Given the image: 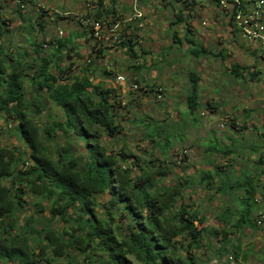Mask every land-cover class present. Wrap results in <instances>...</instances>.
<instances>
[{"label":"trees","instance_id":"16d2710c","mask_svg":"<svg viewBox=\"0 0 264 264\" xmlns=\"http://www.w3.org/2000/svg\"><path fill=\"white\" fill-rule=\"evenodd\" d=\"M157 1L170 4L172 10L175 4L187 6L182 0ZM213 3L218 5V0ZM105 8L98 0L94 18L110 11ZM15 10L20 12L19 7ZM177 11L174 22L185 19V10ZM42 17L39 14L36 21ZM28 24L31 32L34 25ZM39 26L44 23L39 21ZM7 31L0 16V37ZM91 31L92 26L83 31L90 58L80 73L68 72L67 79L63 74L70 68L63 61L69 50L82 57L74 40H32V54L23 51L22 59L0 44V115L15 121L13 131L26 149L0 144V264H198L196 251L203 246L204 231L219 237L215 260L230 264L226 252L234 231L202 225L199 208L185 201L188 192L201 188L210 191L208 196L216 195L220 184L211 170L223 166L205 159L213 168L201 169L197 178L184 169L175 170L170 152L174 134L148 117L139 137L147 148L120 134L121 99L125 106L135 107V96L130 91L120 94L112 68L100 66V78L92 77L96 59L105 54L103 47L95 50L100 43L92 41ZM131 43L128 38L119 44L135 57ZM189 49L195 57L207 51L202 45ZM231 72L235 78L243 77L238 63ZM198 80L199 75L188 73L190 110L197 106ZM145 86L147 94L156 91L155 84ZM48 102L58 112H48L42 119ZM245 174L247 192H252L254 184ZM233 215L230 221L226 213L216 219L223 227L246 226ZM236 254L234 250L230 257L236 259Z\"/></svg>","mask_w":264,"mask_h":264},{"label":"rangeland","instance_id":"374dc122","mask_svg":"<svg viewBox=\"0 0 264 264\" xmlns=\"http://www.w3.org/2000/svg\"><path fill=\"white\" fill-rule=\"evenodd\" d=\"M33 1L34 0H0V16L1 19L4 20L5 28L8 29L5 35L0 37V44L3 45V48H6L7 51H11L12 53L16 51L15 54L22 59L23 51L27 52L28 56L32 54V40L47 42L53 37H67L69 40H74V45L77 46V50L82 57L77 58L74 50H69V53L64 58L63 62L64 65L69 66L70 71L68 69L65 70L63 76L64 78L66 76L65 79H67L68 72L80 73L85 61H88L90 58L88 55L89 46H86L85 39L83 38V31L85 28L89 29V27L92 26V20L94 18L93 14L96 10V2L98 0H46L47 2H42L43 0H35L36 5L37 2L38 5H40L37 7H35ZM141 1L146 3L144 6L150 5L155 12L157 8L155 5L157 4V6H160L162 9L172 8L170 4L165 6L156 0H149L150 2H147L148 0ZM207 2L211 3L214 2V0H207ZM18 3H20L19 6L17 5ZM120 3H124L123 0H102V9L105 10V7H108V10H110L108 16H111L112 9H118ZM17 7L20 8L19 13L15 10ZM54 7L55 10L52 9ZM177 7L185 10L183 13L185 19L175 22V26H172L171 28L172 31H175L177 36L182 32V27H179V23L183 22L185 25L184 27L189 28L191 22L200 20V18L205 17V14L207 13L204 6L200 10H197L196 8L195 10H192L191 7L182 4L181 6L177 5ZM35 8H38V11L34 12L33 10ZM62 9L67 10V12L60 13L63 11ZM162 9L158 8L156 20H161L163 15L167 16L162 12ZM201 10H204L203 16L200 14ZM122 11L123 10H121V12ZM154 11L152 13H154ZM117 12L118 13L114 14V18L122 20V13H120V11ZM28 14L30 16L27 17ZM39 14H42L43 20L38 19V21H36ZM57 19L61 20V22H58ZM158 20L153 23V25L158 26L157 30L155 29V31H153V36L151 35L150 37L147 35V37H149L148 40L145 39V41H143V38L141 37L140 40L133 39L134 41H131V47L135 52V55L133 56L135 57H130L126 48L121 52V55L119 54L120 52L117 51V47L121 46L118 39H116L117 36L121 34V23H119V26L114 32L116 38H112V41L111 39L103 40L100 44L99 47L104 48L103 52L105 56L101 54L100 57L96 59V71L92 77L95 78L96 81L100 78V66L112 68L113 72H115L114 75L117 74V69L119 72L121 71L120 73L125 75L126 80L121 83L113 81V84L122 96L129 91L132 96H135L134 103H132L135 107H131V104L125 106V100L121 99L120 105L123 108L118 111L121 115L120 134H123L126 139L131 140L136 138L140 148H147L149 144L142 141V139H139L140 131L143 129L141 125L146 122L144 118L148 117V119L154 123L162 122L157 126L163 129H168L175 136L170 148V152H173L174 156V169H184L197 178L199 177L200 170L207 167V160L205 159H214L216 162L220 160L224 161L228 160L227 157L229 155L230 157H233L232 161L236 162L238 158L245 156L247 153L249 154L250 150H247L248 152L246 151L247 145H249L248 148L250 147L251 142L255 145L254 140L256 137L254 134H264V76L258 75V73L254 72L252 69L249 70L251 68L249 65L250 62L248 61V57L245 56V58L242 57L237 60V63H240L239 65H241V73L244 77L243 80L235 78L230 71L225 74H220L219 70V74L207 76L204 79L202 74L199 75V80L201 79L202 81V86L200 84L198 85L199 92L201 89L202 93L211 96L210 98L205 97L208 102H210L209 105L202 103L199 98L200 96L198 97L196 108L192 110L188 107L182 109L180 106L170 109L169 107H162L159 104H155L157 102L155 100L156 91L149 92V94H152L149 98L148 95L144 96L145 98L143 97L146 88L145 83L151 85L155 84L156 86L153 89H156L160 82L170 78L173 81L178 82V84H182V82H188V74L184 77L181 72H185L184 70L188 69L189 72L196 73L195 69H192V64L195 65L194 63L197 62L196 65L200 66L197 56L190 55L188 62L182 59V57L185 56L189 57L187 51L186 55L180 57L181 52H185L183 47L185 43H187L184 40V37L179 36L181 37V40L178 41L179 43L174 42L175 44L172 49L167 47L170 41L167 42V40H164V28H160L162 25L159 24ZM39 21L44 23L43 27L39 26ZM28 22L31 24L33 23L34 25L32 29H30L31 32H28V29L30 28ZM110 23H112V21H110ZM147 23L148 22L146 21V24ZM59 30L61 31L60 33L58 32ZM168 30L165 31V33L169 34L170 40V36L173 33L168 32ZM47 46V43H45L43 49L47 50ZM143 48L146 49V52L142 53L147 54H142V56L139 54L141 53L140 50ZM111 50H113V52ZM175 52V60L180 57L179 70L177 71L175 69L176 72L172 73L175 70L171 71V64L166 66V62ZM94 53L97 52H93V56L95 57L96 54ZM123 55L126 56L121 57ZM148 55H152L151 59H149ZM155 55H157L158 59L161 56H167L168 58H163V62H153L152 58H155ZM187 57H185V59H188ZM131 63L138 64L139 66L141 65V67L138 69H129L128 66L131 65ZM31 72L32 69H30L29 73ZM250 72H252V74L254 72V74L252 75ZM157 80L159 84L156 83ZM133 82L138 84V89L131 90L130 86ZM25 86L26 89L29 88L28 84ZM122 87H124V91L122 90ZM212 87L214 88L211 89ZM205 106L208 107L210 112L206 115H200L199 107H203V109L206 110L207 108ZM174 111L178 113L177 117ZM48 112L57 113L58 109L52 105L51 102H48L47 110L41 118L43 119ZM204 122H207L210 127L209 133L205 134V138L199 140V142L197 140L189 141L187 139V133L191 132L192 128H197L196 130L200 131L201 124ZM14 123L15 121L12 118L9 117L7 120H3L0 115V144L7 147L14 145L26 151L23 142L17 138L13 131ZM219 123H224V126L220 127ZM230 123L236 127H234V129L231 128V126L228 125ZM221 134H235L234 137H232L233 145L227 146L229 148L228 150L224 151L225 146H223V144L228 143V140H226ZM263 140L264 137H261L260 141H257V145L260 144L263 147ZM199 143L201 146L205 147L204 155H201V147L198 146ZM191 149H193L194 153L189 156L187 155V152L189 150L191 151ZM261 151L262 150L257 147V149H254L251 153L256 152L257 156L255 159H257L260 157ZM202 159L204 161L203 163H201ZM260 163L258 162L254 164V166L256 167L258 165V167H260ZM219 169L220 168H218L217 171L211 170V175L215 178L214 180H217V183L220 184L217 188L219 191L216 195H225V201H220L217 204L218 199L216 196L212 195L209 196L211 199L209 204L207 203V208L203 209V206L199 207V203L204 205L203 198H200L202 194L208 196L210 193V191L208 192L202 188L196 189V191L191 193L188 192L185 201L192 202L195 209L199 208L200 211L198 213L204 217V222L205 220L206 222L207 220L210 221H208V225L217 221L215 214L217 213L219 206L222 208H219V210L222 211L223 214H227L226 219L229 221L231 219L230 214H234L232 219L235 217V219L238 218L242 220L246 227L253 231L251 234H246L245 229H243L238 236V239L243 244L247 242V245H251L250 248L252 249V253L246 254V257L249 255V258L252 260L264 261V215H262L263 212L261 210V207H264V195L262 194L264 187H261L262 184H254V187H252L253 191L247 192L250 190V187L245 181V173H247L245 170L241 169L240 171H237L234 164L223 166L222 170ZM188 196L190 197L188 198ZM199 198L201 199V202L199 201ZM226 207L228 210L225 211ZM223 214L219 216L223 217ZM196 224L198 228L203 225ZM202 235L203 246L196 251L198 255V264H226V260L223 262L214 261L213 259L211 260L214 246L205 248L208 244L210 245L209 242L213 243V240L217 241L219 237H213L211 234L206 233V231H204ZM259 245H261V248L258 247ZM258 248L259 251L257 252L256 250ZM228 260L229 262H238L233 256L228 258ZM134 264L139 263L135 262Z\"/></svg>","mask_w":264,"mask_h":264},{"label":"crops","instance_id":"0c3cea01","mask_svg":"<svg viewBox=\"0 0 264 264\" xmlns=\"http://www.w3.org/2000/svg\"><path fill=\"white\" fill-rule=\"evenodd\" d=\"M46 0H43L42 2H45ZM137 1V2H136ZM157 1V0H156ZM35 3V0L33 1ZM47 2V1H46ZM124 3H120V6L118 9H113L115 13H118L117 11H120V13H122L123 16H125L128 12H131L133 7L135 5H138L137 7H139L143 13L145 14V20L148 22L144 27L137 33V37L143 38V41L148 40L149 37H147V35H149L151 37V35L153 36V31H155V29L157 30V25H153L154 22H156V17H157V10L158 8L162 9L160 6L155 5L156 7V12L153 10V8L149 5V6H144L146 3H143V1H139V0H123ZM147 2H150L149 0ZM41 3V2H40ZM40 6L37 5L35 3V7ZM173 10L171 8L169 9H162V12L165 13L167 16L163 15L160 19L158 20L159 24L162 25V27L160 28H164V40H167V42L170 41V43L168 44V48L172 49L173 45L178 41H175V31H172V26H175V21L176 20L174 13L179 9L177 7V4L173 5ZM206 8V14L205 17H201L200 20H195L193 22L190 23V27L189 28H185L183 22L179 23V27H182V32L179 34V36L184 37V40L187 42L185 43L183 49H184V53L181 52L180 57H182L183 55H186V51L189 53V57H187L188 59H185V57H182V59L184 61H187L190 59V52H189V48L190 47H194V46H204L206 48V52L200 54L197 59L200 62V66H197L196 63H194L195 65L192 64V69H195V72L197 75H203V79L206 78L207 76H213L214 74H219V70H220V74H225L227 72H231V68L233 64L237 63V60L241 59L242 57L245 58L248 57V61L250 62V69L249 70H253L254 72L258 73V75H262L264 76V56L262 55L261 51L259 50V48L256 45L253 44H248L247 42H245V40L243 39V37L241 36L237 26L233 23V21L230 19V17L223 11H221L220 7L218 5H215L214 3H210L207 1H197L195 3V5L190 6L192 8V10H195V8L197 10H200L202 7ZM151 7V8H149ZM149 8V9H148ZM55 10V7L52 8ZM63 11H61L60 13H65L67 12V10L62 9ZM121 10H123L121 12ZM205 10V9H204ZM203 10V11H204ZM34 12L38 11V8H35L33 10ZM154 11V13H152ZM202 10L200 11L202 14V16L204 15V12ZM156 13V14H155ZM147 14V15H146ZM53 19V18H51ZM60 19V18H58ZM57 19V20H58ZM205 21L206 24H201V21ZM58 22H61V20H58ZM169 29V30H168ZM168 32H172L173 34H171V39L169 40V34L165 33V31ZM177 35V34H176ZM178 37V40H181V37ZM173 37V38H172ZM132 42L135 40L130 39ZM175 42V43H174ZM115 50V49H114ZM123 50H125V45L124 46H119L117 47V51H119L118 53L121 55V52H123ZM113 52V50H111ZM141 53L139 55H142L144 53L142 52H146V49L143 48L142 50H140ZM108 54V53H107ZM106 54V56H107ZM147 54V53H145ZM144 54V55H145ZM168 55V54H167ZM176 52L170 56V58H167L169 60H167L166 62V66L170 65V70L174 71L175 69L178 71L179 70V58L176 59L175 57ZM126 55H123L121 57H124ZM143 56V55H142ZM178 56V54H177ZM193 56V55H191ZM120 57V58H121ZM149 59H151L152 55L149 56ZM166 57H159V59L157 58V55H155V58L153 59V62L155 61H160L163 62V58ZM165 60V59H164ZM174 62V63H172ZM194 62V61H193ZM199 64V63H198ZM240 64V63H238ZM176 70L172 73H175ZM117 73H120L118 71V69L116 70ZM185 72H181V74L185 77V75H187L189 73V70H184ZM259 71V72H258ZM242 72V69H241ZM255 73V74H256ZM153 75V74H152ZM253 75V74H252ZM210 78V77H209ZM239 78V77H238ZM240 79H244V77H240ZM110 80V79H108ZM158 83V80L157 82ZM159 84V83H158ZM198 84H200L202 86V81L201 79L198 80ZM160 87H161V97L159 99L155 100L157 101L155 104H159L162 107H169L170 109L172 108H177V107H181L182 109H185V107H187V102H186V97H187V93L189 91V83L188 82H182V84H178V82L173 81L171 78L164 80L162 82H160ZM202 88V87H201ZM214 87H212L211 89H213ZM122 90L124 91V87H122ZM148 95V98L150 95L152 94H147L145 93L143 95L146 96ZM199 98L202 101V103L204 104H208L210 102H208V100L205 98H210L211 96L205 93H202L201 89L199 92ZM145 98V97H144ZM134 103V102H133ZM211 105V104H210ZM177 106V107H176ZM207 106V105H206ZM205 106V107H206ZM207 109H203V107H199V113L200 115H206L207 113H209L210 111L208 110V107H206ZM174 113L176 114V117L178 115V113H176L174 111ZM220 124V123H219ZM229 126H231V128L234 129V127H236L233 124H228ZM220 126V125H219ZM221 127V126H220ZM197 129V128H196ZM195 128H192L191 132L187 133V139L189 141L192 140H197L199 142V140H203L205 138V134L209 133L210 131V127L208 125L207 122H204L201 124V129L200 131H197ZM225 129V128H224ZM201 132V133H200ZM223 135V137L228 140V143H224L223 146L227 147V146H232V137H234L235 134H221ZM256 139L254 140L255 145L250 144V147L248 148L249 145L246 146V151L250 150L249 154L247 153L245 156H242L240 158L237 159V161H232L233 157H230L228 155L227 159L228 160H224V161H217L218 165H222V166H227V165H231L234 164V167L236 168V170L240 171L245 170L249 176H250V180H252L251 182L255 185H264V159L263 161H259L258 158H256L257 154L256 152L251 153V151H253L254 149H261L262 151L260 152V155L264 157V146L262 147L260 144L257 145V141H260L261 137H264V134H254ZM260 136V137H258ZM259 138V139H258ZM264 141V140H263ZM199 147H201V155L205 154V147L201 146L200 143L198 144ZM248 148V149H247ZM248 152V151H247ZM194 153L193 149H191V151L189 150L187 152V155H192ZM235 154V152H234ZM236 159V158H235ZM254 159V160H253ZM232 161V162H231ZM203 159L201 161V163H203ZM216 162V161H215ZM260 163V167H258V165L255 167L254 164L256 163ZM247 163V164H245ZM208 163L207 167H205L204 169H209L211 170L213 168V166ZM216 196V198L218 199L217 204L220 201H225L226 197L225 195H214ZM200 198H203L204 200V205H203V209L207 208L210 202L211 197L209 196H205L202 194V196ZM199 198V201L201 202V199ZM220 198V199H219ZM219 208H221V206L218 207L217 209V213L215 214V217L221 215L222 211L219 210ZM264 208V207H263ZM261 207L262 210V215H264V209ZM222 209V208H221ZM228 208H225V211ZM217 220V219H216ZM233 220H235V217L233 218ZM208 221L203 222V225H207V227L209 228H216L218 230L220 229H227V230H232L234 231V233H232L230 235V241H232V247L228 248L227 251V255L229 256L228 258H231L230 255L231 253L237 251V258L235 259L236 261L238 260V262H233L230 261V264H264L263 260H252L248 257H246V254H251L252 253V249L250 248L251 245H247L248 243L245 242L244 244L238 239L239 234H241V231L243 229H245L246 234H251V232L253 233V231L249 230L248 227L246 226H242L240 229H236L235 227H230L229 224H227L226 227H223V225L221 223H218V221L216 222H212L213 224H209L208 225ZM210 222V221H209ZM210 232V231H209ZM211 234V233H209ZM214 242L210 243L209 247H213V254L211 255V260L213 259L215 260V256L214 253L216 252V248L218 246H221L218 243V240H213ZM216 241V244H215ZM264 244V241H263ZM259 248H261V245L258 246ZM259 248L256 250L257 252L259 251ZM259 259V258H258ZM223 261V260H222ZM221 262V261H219ZM228 262H226L227 264Z\"/></svg>","mask_w":264,"mask_h":264},{"label":"built area","instance_id":"2783aa9c","mask_svg":"<svg viewBox=\"0 0 264 264\" xmlns=\"http://www.w3.org/2000/svg\"><path fill=\"white\" fill-rule=\"evenodd\" d=\"M187 4V7L195 5L197 1L201 0H182ZM207 1V0H202ZM213 3V2H211ZM135 5L131 12H128L122 17V20H117L114 18L115 12H112L108 16L107 14H102L99 17L94 18L92 21V31L91 36L92 41H98L100 44L103 40H113L116 38L114 32L116 31L119 23L120 35L116 39L120 42L121 39H137L138 30L140 31L145 25V14L143 11ZM218 6L221 11L225 12L233 23L237 26L241 36L248 44L256 45L264 56V0H247L246 2H241L240 0H218ZM112 23H110V21ZM201 24H206L205 21H201ZM61 32L60 30L58 31ZM133 32L135 37L129 35ZM95 46V50L100 46ZM100 48V47H99ZM138 62V61H137ZM117 73V72H116ZM115 82L121 83L126 80L125 75L117 73L113 78ZM132 89H138V84L133 82L131 84ZM161 87L157 85L156 88V98L161 97ZM223 127L224 123H220Z\"/></svg>","mask_w":264,"mask_h":264}]
</instances>
